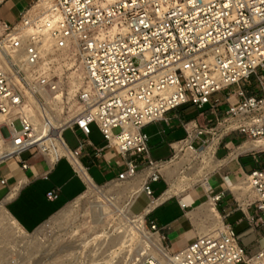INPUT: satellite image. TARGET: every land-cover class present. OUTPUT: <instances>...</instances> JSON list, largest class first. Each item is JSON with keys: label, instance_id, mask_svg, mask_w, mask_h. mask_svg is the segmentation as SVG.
<instances>
[{"label": "built area", "instance_id": "built-area-1", "mask_svg": "<svg viewBox=\"0 0 264 264\" xmlns=\"http://www.w3.org/2000/svg\"><path fill=\"white\" fill-rule=\"evenodd\" d=\"M0 27L5 34L0 40V132L6 139L0 167L36 151L52 164L67 159L87 190L103 187L80 161L86 143L71 149L64 139L67 130L89 137L96 125L107 148H117L127 160L116 181L140 179L138 193L149 199L141 213L131 206L132 215L123 219L124 241L116 247L115 261L264 264V247L249 252L224 218L218 234L198 236L179 251L166 243L164 228L150 216L164 202L152 184L162 180L168 161L151 157L150 136L143 132L191 105L214 115L216 126L186 123L188 138L173 146L170 162L187 151H212L217 159L223 139L232 134L248 142L264 140V0H36L17 21L0 22ZM64 56H73L83 71L78 107L71 114H65L61 76L69 59ZM254 76L260 94L249 92ZM217 94L224 99L212 101ZM225 102L228 109L220 117ZM255 151L264 153V146ZM245 176L253 196L248 206L264 215V168ZM6 181L0 171V182ZM56 192L48 199L54 200ZM209 199L216 208L222 195ZM180 205L192 207L181 200Z\"/></svg>", "mask_w": 264, "mask_h": 264}, {"label": "crops", "instance_id": "crops-1", "mask_svg": "<svg viewBox=\"0 0 264 264\" xmlns=\"http://www.w3.org/2000/svg\"><path fill=\"white\" fill-rule=\"evenodd\" d=\"M35 1L0 0V11L4 7L11 14L6 15V19L0 20V22L17 21L21 13L27 10ZM249 92L250 94H260V91L253 87L249 88ZM223 97H225L224 94ZM227 109L228 104L225 102L218 109L219 115L223 116ZM168 114L166 120L156 122L160 125L158 131L152 133L145 131L152 124L143 128V132L150 136V155L154 147L157 149L156 153L159 158L155 159L156 161L164 162L171 159L174 154L173 146L187 140L188 132L184 127L186 123L195 121L199 126L205 127L210 122L214 123L216 119L211 113L205 112L203 120L200 123L197 119L185 120L180 116V118L176 116L173 118L175 120L173 124L172 117H169ZM176 118L179 119L176 120ZM93 126L94 128L89 137H85L77 130L65 131L64 136L65 133L70 132L77 143L71 148L66 140L65 142L71 149L78 148L81 142L86 143L80 161L88 169L90 177L89 172L91 169H98L109 176L108 180L102 181L100 184H97L91 177L97 186H105L110 182L116 181L118 174L126 170L127 160L119 154L117 148H107V143L104 141L98 127L96 125ZM240 137L242 136L239 134L226 136L218 149L217 159L221 162L220 169L225 166V171L228 172L227 177L222 179L224 182H221L218 178L212 179L216 181L213 193L215 195H222L220 207L224 214V220L235 229L241 245L249 252L255 253L264 247V215L253 207H249L248 201L247 203H243L244 195L240 193V184L245 179L244 175L252 170L264 168V153L257 152L255 151L256 149L241 151L240 148L248 141L244 138L239 144H235V140H238ZM88 142H91L93 146H90ZM166 145L171 155L167 159H164L162 156L164 155V147ZM96 149H104V151L101 155H97ZM220 152L224 153L222 157H219ZM21 160L28 165L27 169L22 168ZM234 160H236L238 166L233 164ZM142 161L140 160V162ZM8 163H10L8 171H3V166ZM230 163L234 166H228ZM0 171L7 179L6 183L0 182V193H2L0 196V206L7 210L9 215L27 233L40 229L66 207L80 199L87 191L86 183L67 159L63 158L57 163L52 164L47 157L42 156L36 151L30 152L28 158L25 160L21 158L20 160L12 159L4 162L1 164ZM242 176L244 177L241 178ZM139 181V186L141 187V180L139 179ZM158 184L163 187V191L156 197H161L169 190L164 172L162 180L153 183L152 188L153 185ZM55 190L57 191L56 198L49 200L47 194ZM228 190L231 191L232 196ZM141 195L139 194L136 198L132 208ZM174 197L164 200L163 204L153 212L158 215H154V218L150 216V219L156 221L159 226L164 228V234L167 236L166 243L174 251H179L198 237L199 233H195L196 228L194 225L198 212L195 211L194 206L201 202L204 196H193L186 193L180 197L182 203L192 206V211L190 212L187 209H183L180 205V200ZM236 197L241 202V205L234 204V201H238ZM203 206L198 209H201ZM252 217L255 218V222L251 221ZM259 218H262L263 223L259 221Z\"/></svg>", "mask_w": 264, "mask_h": 264}, {"label": "rangeland", "instance_id": "rangeland-1", "mask_svg": "<svg viewBox=\"0 0 264 264\" xmlns=\"http://www.w3.org/2000/svg\"><path fill=\"white\" fill-rule=\"evenodd\" d=\"M6 15H11L7 12L6 8H2L0 11V20L6 19ZM12 21V20H11ZM9 20L8 23H13ZM5 34L2 31L0 27V40L4 38ZM69 65H63L62 69L64 70V79H65V114L66 113H73L77 109L78 105L76 102V96L78 94L79 87L81 84L75 87V92L70 93L72 90V84L73 80L76 76H79L82 74V69L73 68ZM264 75V72L263 74ZM251 84L253 88H257L259 85L257 81V76L252 77ZM224 99L223 95L217 94L212 97V101L215 99ZM205 115V110L198 111L195 109V107L191 105H185L181 108H179L176 111H172L168 114L169 117H172V123L174 124L175 120L173 119L176 116H180L181 118L185 120H191V119H197L198 122H202L203 116ZM179 117V118H180ZM221 117V116H220ZM179 118H176L178 120ZM165 126V124H164ZM216 123L209 124V127H215ZM17 128L19 129L20 126L17 124ZM94 126H92V129ZM160 129V125L158 123H153L151 126L145 129L147 133H152L155 131H158ZM120 130L116 129L114 130V133H119ZM66 142L68 145L73 148L77 141L74 138V136L67 132L64 136ZM245 137H240L238 140H235V144H239ZM172 139V138H171ZM157 149H154L151 151V155L153 159H158ZM171 155V152L167 145L164 147V155L162 156L164 159H167ZM224 155L223 152L219 153V157H222ZM29 152H25L21 155V158L25 160L28 158ZM174 157V154L172 158ZM170 162V159L167 160ZM197 162L194 161L191 165H185L182 171H184L183 174H180V170L175 169L174 167L169 170L171 171L172 178L177 174L180 176L179 181L176 182V184H182L185 185V189H187L186 193L192 194L193 196H204L203 200L199 203H197L194 206V209L197 214V220L195 219V228L196 232L198 233L196 224L200 222L202 226H205L206 228H212V222L210 221L211 218L206 217V213L202 212L200 208L202 205L208 206L207 204L212 203L209 199V196L215 195V193L210 194L209 191L210 187L214 190V186H216V181L212 180L215 178H218L221 182H224V177H227V172L225 171V166L221 169H217L215 171H211V173L208 174V177L204 178V182H198L195 186H192L188 184V178L190 179H196L198 177V174L200 175L201 171H207L206 168H197L193 171L190 170L192 167H197ZM233 164L238 166L236 163V160L233 161ZM9 165L5 164L2 168L3 171H8ZM232 163H230L228 166H234ZM164 172V171H163ZM199 172V173H198ZM90 175L93 178V180L100 184L102 181L108 180L110 177L105 175L102 171H99L98 169H91ZM164 172V177L167 180V177ZM171 176V175H170ZM245 176V175H244ZM242 176L241 178H243ZM171 178V179H172ZM174 181L176 178L173 179ZM200 180L197 178L196 181ZM202 180V181H203ZM239 180V179H238ZM168 181V180H167ZM184 181V182H182ZM235 181V180H234ZM115 184H120L117 181ZM112 182V183H114ZM112 183L99 187L102 191V193H108ZM133 183V182H132ZM175 184V182H173ZM126 185L129 184H120L121 190H118V192H115L111 195L110 200L108 202H104V206L108 209V212L110 213L108 218H93L89 214V210L91 209V202L98 198L97 193L91 194L87 190L85 194L75 201L74 203L70 204L71 206L67 207L68 210H70L71 213L68 214V218L66 221L62 222H56V219L63 216L65 212L58 214L54 218H52L49 222H47L45 225H43L40 229L36 230L35 232L29 233V236L25 238V243L19 244V243H13L11 240L4 237L3 232L1 231L0 227V249H2L3 254L0 258V264H114L115 261V249L113 248V245L110 243L112 240H109L111 234L115 231V229L120 224L119 221L121 219L117 218V214L121 213L122 210L128 209L129 215L131 214V206L133 205L135 201V195L132 192V187H138V183L136 185H133L131 187H128ZM188 185V186H187ZM127 188H126V187ZM226 185H224L225 187ZM170 183L168 181V189H170ZM123 188H126L124 191ZM153 188L155 190V196L159 195L163 191V187L158 185H153ZM227 188V186H226ZM139 189V187H138ZM88 192V193H87ZM121 192V193H119ZM228 192L232 193L230 190ZM123 193V194H122ZM181 194L178 196L185 195ZM2 193H0L1 196ZM122 194V195H121ZM119 195V196H118ZM134 195V196H133ZM175 196V195H174ZM207 196V197H206ZM119 197V198H117ZM115 198H117L115 200ZM174 198L179 199V197L175 196ZM237 198V197H236ZM115 200V201H114ZM119 202H118V201ZM238 201H234L235 205H241V202L237 198ZM149 202V199L145 194H142L136 203L134 204L132 211L135 214L140 213L143 211V209L147 206ZM240 202V203H239ZM116 203V204H115ZM108 205V206H107ZM211 205V204H210ZM209 205V206H210ZM220 203L216 208H213V211L217 214H220L224 218V214L222 212V208L220 207ZM198 209V210H196ZM189 212L192 211V208L187 209ZM157 216L158 214H152L151 218ZM226 221V220H225ZM228 223V222H227ZM74 232V233H73ZM123 241V239H121ZM34 242V245L29 246L27 243ZM37 242V243H36ZM2 243V245H1ZM38 244V245H37ZM5 250V251H4ZM100 250V254L98 256L97 251ZM98 258V259H97ZM118 258H120L118 256ZM122 264V261L119 259V263Z\"/></svg>", "mask_w": 264, "mask_h": 264}, {"label": "bare ground", "instance_id": "bare-ground-1", "mask_svg": "<svg viewBox=\"0 0 264 264\" xmlns=\"http://www.w3.org/2000/svg\"><path fill=\"white\" fill-rule=\"evenodd\" d=\"M63 58L67 59V60L69 59L67 65L71 66L72 67L71 69H73V68L80 69L81 68L78 63H75L73 56H69V58L68 57L66 58L64 56ZM61 77L63 78L64 75ZM82 78H83L82 74L79 76H76L74 78L73 84H72V90L70 91L71 94L75 92V87L82 83ZM2 125H3V122H0V128ZM5 144H6V139L4 138L2 133L0 132V155L3 154L6 150ZM263 146H264V140H262L260 142H247V143L243 144V146L240 148V150L241 151H249V150L251 151L253 149L257 150V149L262 148ZM176 147H178V146H176ZM194 161H198L197 167L190 168L191 171H193L197 168H200V167L204 168V169L206 168L207 171H201L200 175L198 174L197 178L200 179L198 181H196L197 178L196 179L195 178L194 179L188 178V184L191 185V188H192V186H195L196 183H198V182H204V180H205L204 178L208 177V174L211 173V171H215L217 169H220V167H221V165H220L221 162L218 159H215L212 151L211 152L206 151L200 155H196V154L191 153L189 151H187L185 154L179 153L175 159H173L171 162H168L164 165V172L166 173L165 175H166L167 180L169 181L171 187L164 194V196L161 200H166L167 198L173 197L174 195L180 198V196H178V195L186 193L187 189H185V187H184L185 185H182V184L180 185L178 183L176 184V182L179 181L180 176L175 174V176H173V178H172V174H171V171L169 170V168L172 169L174 167L175 169L180 170V173H179V175H180V174L184 173V171H182L184 166L185 165H191ZM11 162H13V161H11ZM174 178H176L175 181L173 180ZM173 182H175V184H173ZM182 182H184V181H182ZM115 183L116 182L112 183V186H111L108 193H102V191L99 187H95L94 185H89V191L88 192H90L91 194H93V193L98 194V198L94 199L91 202V209L89 210L90 211L89 214L91 215L92 219L93 218L99 219L102 217H104L106 219L109 217L110 213L108 212V209L103 204H104V202H108L110 200V197L113 193L115 195L116 191L118 192V190H121V188H119L120 184H129L126 186L131 187L133 185H136L137 183L140 184V181H139V179H136L134 183H129V182L120 183V182H118L120 184H117V185ZM19 184H20V182H19ZM138 187H140V186L138 185ZM138 187L137 188L132 187V192L135 195V197H134L135 200L137 198V195L139 194L138 193ZM240 187H241L240 193H242L244 195L243 203H247V201H249V199H252L253 196L250 194L246 176H245V179L243 180V182L240 184ZM14 188H15V186H14ZM126 188H123V190L125 191ZM119 193H121V192H119ZM117 198H119V197H117ZM117 198H115V200ZM210 204H207L208 206L204 205L201 208V210H202V212L206 213V217L208 219L211 218L210 221L212 222L213 227L210 229V228H206L205 226H202L203 224L201 225L200 222L197 223L196 226H197L198 233H199L198 236L214 235V234H218L220 232L219 230H220V226L222 224L223 217L220 214L218 215L216 212H214L213 208H215V207L212 203H210ZM69 206H71V205H69ZM67 209L68 208L66 207L62 212L59 213V214H61V213L65 212L63 216L56 219V222L66 221V219L68 218V214L71 213L70 210L66 211ZM129 212L130 211L128 209H124L121 211V213L117 214V218L121 219L119 221V223H122V221H123V219H125V217L131 216V215H129ZM122 226H123V223L119 224L118 227L115 229V231L111 234V236L109 238V240H112L110 243L113 245V248L115 250H116V247L121 246L123 244V241H124L123 236L120 234V231H119V229H121ZM0 227H1V231L4 234V237L11 240L13 243H19V244L25 243V238L27 236H29V233H27L24 229H22L20 227V225L9 215L7 210H5L2 206H0ZM121 239H123V241H121ZM27 244L29 246H31V245L35 246L34 242H29ZM1 245H2V243H1ZM160 248H161V244H160ZM2 254H3V251H2V249H0V258L2 256ZM118 263H119V260L117 262H115L114 264H118Z\"/></svg>", "mask_w": 264, "mask_h": 264}]
</instances>
